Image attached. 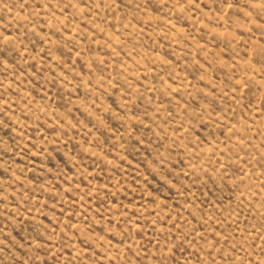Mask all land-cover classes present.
Segmentation results:
<instances>
[{
  "label": "rangeland",
  "instance_id": "374dc122",
  "mask_svg": "<svg viewBox=\"0 0 264 264\" xmlns=\"http://www.w3.org/2000/svg\"><path fill=\"white\" fill-rule=\"evenodd\" d=\"M0 264H264V0H0Z\"/></svg>",
  "mask_w": 264,
  "mask_h": 264
}]
</instances>
